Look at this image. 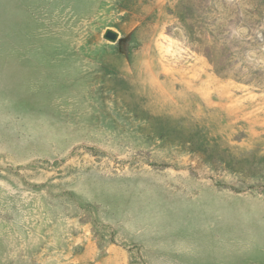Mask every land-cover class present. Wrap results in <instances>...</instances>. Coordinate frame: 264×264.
<instances>
[{
  "label": "rangeland",
  "instance_id": "rangeland-1",
  "mask_svg": "<svg viewBox=\"0 0 264 264\" xmlns=\"http://www.w3.org/2000/svg\"><path fill=\"white\" fill-rule=\"evenodd\" d=\"M0 264H264V0H0Z\"/></svg>",
  "mask_w": 264,
  "mask_h": 264
}]
</instances>
